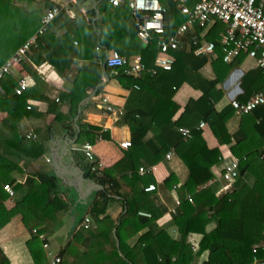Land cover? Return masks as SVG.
<instances>
[{"label":"trees","instance_id":"obj_1","mask_svg":"<svg viewBox=\"0 0 264 264\" xmlns=\"http://www.w3.org/2000/svg\"><path fill=\"white\" fill-rule=\"evenodd\" d=\"M12 1L0 0V22L11 20V24L6 23L9 27L0 23V29H5L6 32L11 28L9 34L11 38L7 37L8 47L0 51L5 53L0 64L15 55L22 46L37 35L35 45L28 50L20 64L36 81L34 88L37 91L42 90L39 68L44 64H48L62 77H66L76 66L78 72L71 79V91L62 96L63 101L70 104L72 115L75 117L79 103L89 96L91 90L102 83V60L105 55L103 54V57L95 53L96 47L101 44L109 49L110 43L106 40L99 42L91 23H88L84 16L79 15L74 20H68L62 18L66 17L65 13L55 19L44 34L39 35L37 18H40L41 28L43 16L56 4L46 7L47 11L44 10L43 16L36 12L24 16L22 11L14 10ZM162 2L167 10V34L175 33L186 18L172 10L171 0H162ZM13 19L15 22L19 21V25H13ZM24 24L25 31L19 30V28L23 29ZM54 24H65L66 34L57 36L52 30L50 31ZM226 27L224 24H217L205 37L202 36L203 31L198 32L200 43L204 39L217 43L216 57L212 59L216 75L214 79H208L202 73L209 58L195 56V47H192L190 52L179 50L174 53L176 63L173 69L156 78L163 82L160 91L151 87L154 78L148 72L140 79L116 72L115 79L125 88L132 89L136 85L141 88V91L132 93L131 101L122 116L131 127L130 151L120 162L106 170V173L113 178L111 191L122 198L124 213L117 221L101 219L107 214L108 204L113 198L108 191H100L88 215L92 223L97 227L101 226L102 230L85 231L81 228L74 235L67 250L61 252V264H85L84 262L91 256L95 258L93 259L96 260L95 264H253L255 257L264 260V250H260L257 254L253 253V249L257 246L264 248V107L242 116L236 114L231 105H226L220 111L216 107L224 98L221 83L229 72L244 60V56H240L231 64L224 62L219 39ZM135 28L134 36L137 37V27ZM77 30L79 34L73 37ZM78 37L81 38V42L74 45L75 39L80 41ZM153 60L154 58L147 62L149 68L153 67ZM80 61L86 62L87 65L80 66ZM17 83V80L9 75L2 80V91H0V106L2 105L0 108L9 114L0 126L8 129L7 134H3L0 128V148L3 150V154L0 155V171L8 173L19 169L12 155L19 153L25 140L13 118L19 116L18 106L21 96L15 93ZM185 83L200 90L202 96L198 100H190L183 114L175 121L174 118L181 110V106L174 102L173 98ZM263 83L264 72L261 69L246 73L241 83L244 94L239 96L238 100L245 102L250 99ZM29 92L30 89L26 93ZM135 101L141 103L142 107L131 106L130 103ZM3 105H7L6 108ZM194 112H198L202 116V121L209 125L220 146H229L232 157L240 160L239 176L236 181L228 183L222 179L224 184L231 185V191L226 194L218 195L219 186H208L216 178L214 167L221 164V149L208 147L203 137V130L192 129V137L188 140H185L180 133L181 128L188 127L187 122ZM234 118H239V127L237 131L231 133L228 124ZM17 120H20V117ZM153 124L160 129V134L150 137ZM98 130L96 127H91L85 133L91 143L99 139L100 135L92 134ZM11 134L15 140H11ZM103 136L108 137L106 134ZM170 151H174L189 170L188 181L179 190L181 204L173 216V224L178 229L177 238H173L163 228H156L157 226L153 228L155 222L167 213L168 209L163 204H158L159 199L155 192L145 193L144 187L152 183L149 178L151 176L138 175L140 167H153L166 161L165 154ZM34 158H38V155ZM96 165L97 163L89 165L90 173L87 174V178L95 179L93 167ZM128 172L132 174L130 179L125 177ZM97 181L102 186L107 185V181L102 177ZM124 181L128 186L122 184ZM5 183L13 185L15 179L6 178L0 182V230L16 216H21L25 227L33 236L28 247L34 254L35 264H48L45 257L36 255L35 246H43V243L39 242V235L54 234L61 215L68 211V203L59 188L57 178L53 175L27 177L24 186L28 192L11 210L5 207L8 197L3 187ZM164 183L172 188L177 184V180L171 174ZM133 187L136 189L132 190ZM187 197H191L192 201ZM140 212L150 213L152 218L141 217ZM213 225L214 228L211 230L210 227ZM146 228H149V231L140 238L134 248H130L127 240ZM114 229H117L116 238L113 235ZM35 230L37 233H34ZM190 234L203 236L197 252H194L187 243ZM99 238L100 241L94 242ZM156 242L163 251L162 260L153 248ZM72 247L77 248L78 251L69 253L74 249ZM205 254H208V259L202 261ZM0 264H11L2 249H0Z\"/></svg>","mask_w":264,"mask_h":264},{"label":"crops","instance_id":"obj_2","mask_svg":"<svg viewBox=\"0 0 264 264\" xmlns=\"http://www.w3.org/2000/svg\"><path fill=\"white\" fill-rule=\"evenodd\" d=\"M55 4H59L64 7L62 14L65 13L66 17L62 18L74 20L79 15L84 16L87 22L91 23V27L97 34L99 42H104L106 40V42L110 43L109 49H106L104 45L100 44L101 46L99 45V47H96L95 50V53L98 55L104 54L105 57L104 55L103 57L105 60L108 52L112 53L117 51L129 62H133L135 57L140 56L146 69L150 70L154 67L155 60L158 55V49L155 46L149 48L143 46L138 37L134 36L136 25L132 11L126 3H122L120 6L115 7L110 4L109 0H84L77 6H65L63 0H13L11 2L14 10L22 11L24 16L34 12L38 13V15H42L44 10L47 11L46 7ZM36 22L37 29H40L39 17ZM23 29H25V24ZM51 30L57 36L66 34L67 32L65 24H54L52 25L50 31ZM175 33L167 34L166 30L167 37L173 36ZM76 34H79L78 30L73 34V37ZM79 39L80 41L75 39L74 45H78L77 42H81V38ZM192 47L193 46L188 43L187 40V43L180 50H187L190 52ZM145 48L147 50H145ZM15 55L9 59L7 58V60L4 59L5 61L0 64V67L8 63ZM242 56H244L243 62L233 68L220 85L224 92V98L216 106L219 111L226 105H229L231 100L234 98L238 99L239 96L244 94V90L241 86L243 76L251 70L258 69L256 61L246 57V55ZM104 58L102 60V70ZM153 58V67L149 68L147 66V62L151 61ZM212 59H214V57L209 58V62L202 69V73L208 79H214L216 76L212 66ZM79 64L80 66L85 64L87 65V63L83 61H80ZM107 69L108 78L105 77L103 70L102 83L94 90L90 91L89 96L85 98L86 100L83 104H81L83 100L79 103L75 111V117L72 115L70 104L63 101L62 96L63 94L71 91V79L78 72V68L76 66L73 67V71L71 73L69 72L66 77H62L48 64H44L39 68L42 80V83L40 84L42 90L39 89L40 91H37L34 88L36 81L29 76L22 65L16 67L13 74L10 75L16 79L17 82L19 78L29 76L32 86L29 88V94L26 93L24 96L19 98V116L13 117L14 122L19 126L20 134L25 139L23 142L24 146L20 147L21 150H19V153L12 155L15 162L18 163L19 169L11 173H8L7 171H0V182L6 178H9L10 180L11 178L15 179V184L13 185L10 183L4 184H10L15 192L13 197H10L8 193L5 192L8 196L5 201V207L8 210H11L17 201L26 196L28 189L24 186V181L27 177L35 176L37 178L40 175L51 176L50 174H45L46 169L44 165L50 163L49 161L55 151L64 152L66 150L64 161L68 162L69 167H72V169L83 171L84 176L87 178V174L90 173L89 165L91 163L86 157L84 151L81 150V144L84 142L91 143L85 133L89 131V128L96 127L99 130L92 132V134H98L100 137L91 144L93 146L97 166L100 165V168L96 171L93 170L94 175L96 174L95 179L89 177L87 179L91 182H96L99 185H101V183H99L97 179H101V177L105 179L107 181V185L103 186V190L106 192L108 191L110 197L113 198V201H110L108 204L107 214L102 216L101 219H104V221H117L122 216L125 209L122 198L111 191L110 187L112 185L111 181L113 178L106 173V170L112 168L128 155L131 147L126 150L121 147V144L128 141L131 142L132 132L130 125L122 119V116L120 117L115 114H109L105 111L101 105L100 99L103 96L108 97L114 107L123 110L125 114V110L131 101L132 93L141 91V88L138 85L134 86L132 89L125 88L117 79H115L116 72L120 74L121 71L115 69L110 70L109 68ZM150 85L157 91H160L163 87V82L161 80L158 81L157 79H154ZM201 96L202 92L200 90L194 89L187 83L183 84L173 98V101L181 106V110L175 116L174 120L176 121L183 114L184 109L190 100H198ZM34 97L42 98L39 99ZM130 104L135 108L142 107V104H139L138 101ZM6 106L7 105L4 107L6 108ZM0 107H2V105ZM28 107H30V109H28ZM8 117V112L0 108V126L3 125V122ZM18 117H20V120H17ZM202 120V116L198 112H194L190 115L186 126L191 129L197 128L199 123L203 122ZM228 127L231 133L237 131L239 127V118L232 119L229 122ZM1 129L3 130V134H7L8 129L6 127ZM30 133L36 135V139L27 138V135ZM103 134L108 135V137L103 136ZM159 134L160 129L153 124L150 129V137L158 136ZM203 137L210 149L220 148L222 151L221 164L214 167L216 178L211 181L208 186H219L217 188L218 195L226 194L231 191V185H227L222 182L223 180L220 178V172H222L226 161H228L233 155L229 150V146H220L208 124L206 128L203 129ZM11 140H15V137H12ZM68 141H74L75 144L71 145ZM67 142L68 147L66 149ZM15 143L19 145L17 141H15ZM167 153H172L171 160L166 159L163 163L153 166L155 167L154 174L149 177L150 180H152L150 185H155L156 190L146 192L145 188L148 187L146 186L144 187V191L147 194L155 192L158 195V204L161 203L168 209V212L155 222L153 228L155 226H157L156 228H163L173 238H177L178 229L173 224V216L177 213L181 204L179 190L187 183L189 170L174 151ZM167 153L165 155H167ZM1 154H3V150L0 148V155ZM36 155H38V158H34ZM129 174L131 173L128 172L125 174L127 179L131 178H128L127 175ZM171 174H173L177 180V184L175 185L178 186V189L176 191L169 188L164 183L171 176ZM57 180L59 188L68 203V211L66 214L61 215L60 222L56 226L54 234H41L45 236L44 241L39 237V242L43 243V246H35L37 249L35 251L36 255L45 257L48 264L52 261V255L60 256L61 252H65V250H67V246H69V243L73 240L74 235L81 230L80 225L82 223V219L89 216L90 207L98 196L97 193L92 203L85 208L84 206L77 204L74 189L64 185L58 178ZM122 184L128 186L125 181L122 182ZM133 189H136V187H133L132 190ZM5 193L3 194L6 195ZM187 198L189 199V197ZM79 221L81 222L79 223ZM213 228L214 225L210 227L211 230ZM89 230L100 232L102 228L101 226L97 227L96 224H93ZM148 231L149 228H146L138 232L135 236L127 240V245L130 248H134L138 244L140 238ZM116 232L117 229H114V237L116 236ZM32 237L31 232H29L25 227L21 216H16L9 224L0 230V249H2L8 257L11 264H35L34 254L28 247V243L31 241ZM202 239L203 236L200 234H190L188 236L187 243L191 245L194 252H197L200 248ZM100 240L101 238L96 239L94 242ZM44 244H46L47 247H45ZM54 247L56 248L54 249ZM153 248L162 260L164 255L160 244L158 242L154 243ZM77 251L78 249L74 248L71 249L69 253ZM92 257L93 256L88 257L87 261L84 263L95 264L96 260L93 261L95 258ZM207 259L208 254L203 255L202 261H206Z\"/></svg>","mask_w":264,"mask_h":264},{"label":"built area","instance_id":"obj_3","mask_svg":"<svg viewBox=\"0 0 264 264\" xmlns=\"http://www.w3.org/2000/svg\"><path fill=\"white\" fill-rule=\"evenodd\" d=\"M83 1L63 0L65 6H77ZM109 2L115 7L126 3L132 11L140 42L147 48L155 46L158 49L154 67L150 70L146 69L140 56L135 57L133 62H129L117 51L106 54V65L109 69L121 71V74L137 79L142 78L148 72L152 78L156 79L164 72L173 69L176 63L174 53L179 51L187 43V40L195 47L194 52L197 57H216L217 43L205 39L200 43L198 32L203 31L202 36L205 37L215 25L224 24L227 27L219 39V47L224 62L231 64L238 57L246 55V57L256 61L257 68L264 72V0H173L172 10L185 17L186 20L179 26L175 35L170 37L166 36V9L161 0H109ZM63 9L62 5L56 4L46 12L41 21L39 35L44 34L47 27L62 14ZM36 40L37 35L22 46L8 63L0 67V91H2V80L13 74L15 68L21 65V59L35 45ZM31 86L29 76L19 78L15 89L16 95L24 96ZM100 102L107 113L120 117L124 115V111L114 107L108 97L103 96ZM229 105L240 116L264 107V83L256 89L255 94L249 100L241 102L234 98L229 102ZM206 126L205 122H201L196 129L203 130ZM180 133L185 140L192 137V129L189 127L181 128ZM27 138L36 139V135L30 133ZM121 147L127 150L131 147V142H124ZM81 150L84 151L91 164L96 163L91 143L84 142L81 144ZM171 158L172 153H167L166 159L171 160ZM96 166L93 167L94 171L100 168V165L97 166L98 168ZM239 169L240 160L230 157L220 172V178L228 183H234L239 176ZM154 171L155 167H141L138 170V175L151 176ZM127 176L130 178L131 174ZM172 189L176 191L178 186L173 185ZM4 190L10 197L15 195L10 184L4 185ZM155 190V185H149L145 188L146 192ZM189 201H192L191 197H189ZM139 215L152 218V215L147 212H140ZM92 225V219L90 216H86L80 227L89 230ZM34 233L37 231L35 230ZM39 237L43 241L45 240L44 235H39ZM44 246L47 247L46 244ZM260 250H264V248L257 246L253 249V253L257 254ZM61 263V256L52 255L50 264ZM253 264H264V260L255 257Z\"/></svg>","mask_w":264,"mask_h":264},{"label":"water","instance_id":"obj_4","mask_svg":"<svg viewBox=\"0 0 264 264\" xmlns=\"http://www.w3.org/2000/svg\"><path fill=\"white\" fill-rule=\"evenodd\" d=\"M103 70L105 73V77L108 78L107 75L108 69L105 58H104ZM85 100L86 99H84L81 104H83ZM68 142L66 144V149L68 147ZM70 143L71 145L75 144L74 141H71ZM65 151L54 152V154L52 155L49 161L50 163L44 165L46 169L45 174L55 175L64 185L74 189L77 198V204L82 205L86 208L95 199L96 194L102 191L104 187L96 182L89 181L84 176L83 171H78L76 169H72V167H69L68 162L64 161V156L66 155ZM117 246L119 247L118 240H117Z\"/></svg>","mask_w":264,"mask_h":264},{"label":"rangeland","instance_id":"obj_5","mask_svg":"<svg viewBox=\"0 0 264 264\" xmlns=\"http://www.w3.org/2000/svg\"><path fill=\"white\" fill-rule=\"evenodd\" d=\"M9 8H10V6H9ZM13 22V25H19V21L18 22H15V19H13L12 20ZM0 23H3V24H1V25H5L6 23L7 24H11V20H9V22L8 21H5V22H0ZM7 24H6V26H7ZM13 25H11V26H13ZM7 27H9V26H7ZM20 27V26H19ZM18 27V28H19ZM19 30H21V31H24V29H20L19 28ZM0 51H3V50H5L8 46H6L8 43H9V40H8V38H11L10 37V35L9 34H11V28H8L7 29V32H6V30L5 29H0ZM1 33H3V34H1ZM8 37V38H7ZM5 53H3V52H1L0 53V61L3 59V56L2 55H4ZM245 69V68H244ZM57 243V242H56ZM56 247H54V249H55Z\"/></svg>","mask_w":264,"mask_h":264}]
</instances>
